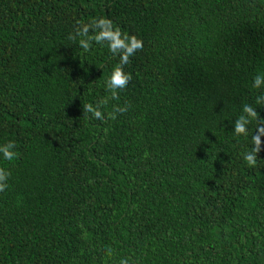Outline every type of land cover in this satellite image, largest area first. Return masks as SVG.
I'll list each match as a JSON object with an SVG mask.
<instances>
[{
  "label": "trees",
  "instance_id": "trees-1",
  "mask_svg": "<svg viewBox=\"0 0 264 264\" xmlns=\"http://www.w3.org/2000/svg\"><path fill=\"white\" fill-rule=\"evenodd\" d=\"M101 17L143 41L118 100L119 56L69 39ZM257 75L264 0H0V264H264V150L233 132Z\"/></svg>",
  "mask_w": 264,
  "mask_h": 264
},
{
  "label": "clouds",
  "instance_id": "clouds-1",
  "mask_svg": "<svg viewBox=\"0 0 264 264\" xmlns=\"http://www.w3.org/2000/svg\"><path fill=\"white\" fill-rule=\"evenodd\" d=\"M78 27L75 33L69 36V39H79V46L84 51H90L93 42L99 45H107L109 52L114 56H119V63L113 68L111 74L105 81L106 90L111 94L110 98L118 100L122 92H126L129 83L133 77L131 73H126L124 67L130 65L132 58L138 52L143 51V41L135 35H129L122 32L118 26H115L113 21L108 18H96L90 23H83L77 21ZM90 31L93 34H89ZM264 85V75H257L253 79V86L260 88ZM107 98L98 102L96 105L92 103L83 104L84 116L104 120L105 113L101 108L107 104ZM256 104L264 103V95L258 96L255 101ZM130 105L113 106V109L108 113L109 119H116L117 114H123L128 111ZM90 114V116H89ZM256 122V132L252 136L253 147L250 151L243 154V160L249 168H254L257 165L258 154L264 150V119H262L257 110L250 104H244L242 114L236 119L234 124V135L237 137L248 135V126ZM16 143L8 141L6 144L0 145V154L4 160L13 161L19 158V153L15 151ZM11 176V172L5 168L0 167V192H4L8 185L7 181ZM109 256L112 255V249L107 250ZM119 264H135L130 258L121 259Z\"/></svg>",
  "mask_w": 264,
  "mask_h": 264
}]
</instances>
